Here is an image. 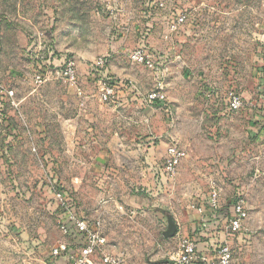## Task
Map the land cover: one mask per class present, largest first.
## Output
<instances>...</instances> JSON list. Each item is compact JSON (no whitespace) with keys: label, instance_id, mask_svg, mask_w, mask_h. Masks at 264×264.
I'll return each mask as SVG.
<instances>
[{"label":"rangeland","instance_id":"1","mask_svg":"<svg viewBox=\"0 0 264 264\" xmlns=\"http://www.w3.org/2000/svg\"><path fill=\"white\" fill-rule=\"evenodd\" d=\"M3 8L9 14L0 13V82L14 90L16 105L6 100L0 111L9 124L0 122V264H59L51 251L60 243L78 255L81 245L60 228L64 217L53 191L62 189L83 216L84 201L114 182L98 178L95 158L111 161L105 173L119 168L117 176L126 177V168L125 175L134 176L135 161L147 160L148 147L169 143L185 157L171 178L154 174L162 189L146 203L171 214L210 187L220 201L240 198L248 212L242 232L223 227L218 239L230 245L231 264H264V0H0ZM180 14L185 22L170 30ZM139 45L157 51L158 76L126 56ZM102 56L108 75L132 79L135 96L125 88L111 102L90 103L58 75L73 58L82 82ZM155 78L164 84L162 111L142 98ZM229 91L242 102L233 111ZM124 160L129 165L122 168ZM112 186L121 192L123 179ZM164 216H142L144 227L133 238L138 250L120 257L173 264L178 239L162 236ZM86 264H102L101 253Z\"/></svg>","mask_w":264,"mask_h":264},{"label":"crops","instance_id":"2","mask_svg":"<svg viewBox=\"0 0 264 264\" xmlns=\"http://www.w3.org/2000/svg\"><path fill=\"white\" fill-rule=\"evenodd\" d=\"M8 12V8H3V11L0 9V13L3 14L4 18L9 14ZM161 63L160 66H162ZM105 71L106 73L110 72L106 68ZM121 77L127 78L125 75H121ZM129 80L132 81V79ZM97 81L95 77L90 74L89 70L87 72V77L80 82L85 92V98L86 100H89L90 103L99 101L95 96ZM91 86L96 87L94 90H90ZM131 92L134 96L137 94L135 92L133 93V91ZM143 106L146 112L144 113V116L152 122L154 117L152 116L149 107L145 104H143ZM158 108L162 111L165 106H158ZM165 111L167 112V109H165ZM0 122L5 124L7 128L9 127V124L5 122L2 115H0ZM163 134H165V136L168 134L170 135L168 131ZM163 134H160L159 138H161ZM153 138H156L155 135ZM147 149L148 157L146 161H141L140 158L137 160L135 159V162L138 165L136 166L137 171L134 176L129 174L125 175L126 168L124 167L129 165V162L126 160L121 162V166L124 168L123 174L126 177H119L122 176L119 168L118 172L114 171L113 173H105L108 171L111 161H108L107 157L103 154L95 158L92 163L93 169L96 171L98 178L102 175L101 181L107 176L114 181L112 185H115V181L120 178L123 179L124 182V187L121 192H118L111 184H102L104 188L99 191V197L96 198L94 194L93 199L84 201L85 207L83 210V216L87 218L91 224H97V229H99V232L106 238V244L103 247V251L116 254L117 256H121L123 252L138 250L139 243L135 242L133 238L134 236L137 237L139 235V229L144 227L140 222L142 216H146L152 212L162 213L161 209L167 210L165 207L155 206L154 203H146V198L151 199L152 195H156V197L160 195L159 191L162 189V186L158 183V180L156 179L157 177L154 178V174L157 173L160 176L157 168L166 156V148L163 147V145L154 144ZM144 164L147 165L144 166ZM163 178L165 179V177H162L161 179ZM211 189L212 187L206 192L205 197H202L204 196L202 193L197 194V197L190 201L185 210H183L182 206L177 207L176 211L170 209L173 220L177 226L176 234L174 237L172 236V239L179 240L180 237L186 236V234H189V237L195 238L198 255L205 262L215 258L216 245L220 240L218 237H222L221 233L223 227L225 228L226 222L233 214V200L227 199V201H224L223 199L220 201V192L218 193V208L213 209L211 207ZM142 190L148 195H144L143 192H140ZM115 192L118 193L116 194ZM160 199H162L161 196ZM123 239L126 242L123 241ZM72 241L77 245H82V243L77 240L72 239ZM99 252L102 254V251L99 250ZM96 253L91 258H93ZM64 261L65 259L62 264H66V261Z\"/></svg>","mask_w":264,"mask_h":264},{"label":"built area","instance_id":"3","mask_svg":"<svg viewBox=\"0 0 264 264\" xmlns=\"http://www.w3.org/2000/svg\"><path fill=\"white\" fill-rule=\"evenodd\" d=\"M161 4V3H160ZM186 15L180 14L172 19L169 23V29L175 30L179 25L185 22ZM260 41L264 47V21L260 29ZM126 56L132 63L141 64L152 71L156 76L159 72V55L157 51H150L143 45H139L126 53ZM108 62L107 56H102L96 59L91 67L90 74L93 75L97 81V88L95 96L100 102H111L117 96L119 90L131 89L136 90L135 84L127 79L121 77H113L108 75L105 71ZM58 75L63 83L70 87L78 99L85 98V92L77 76L76 61L73 58H67L61 65ZM157 78H155L156 80ZM44 81L42 74L34 76V82L40 84ZM164 84L161 81H156V86L143 95V100L149 105L166 106V98L163 92ZM14 90L5 88L0 82V111H2L3 103L8 100L11 104L15 103ZM241 98L234 91L227 93L228 109L233 111L241 106ZM186 151L178 146L177 143H169L166 148V156L159 165L158 172L160 177L171 178L177 170L181 160L185 157ZM216 188L212 187L210 191V203L213 209L218 208V194ZM53 197L56 206L64 213V220L61 223V230L68 234V225L70 224L76 231L83 236L82 245L78 255L71 253L65 243L58 244L52 249L51 254L59 256L66 254L72 264H86L90 258L99 250L102 251V264H132L127 262L120 256L113 255L107 251H103L106 244V238L93 227L89 220L84 216L76 213L72 205V200L62 189H55ZM233 214L226 222V228L230 234L240 233L243 230L244 221L247 219L248 212L244 206L243 201L238 198L233 200ZM227 231V232H228ZM233 252L227 240L218 241L216 245V256L210 263L205 262L197 252V242L192 237H180L178 240V250L173 264H196L195 261H200L202 264H231Z\"/></svg>","mask_w":264,"mask_h":264},{"label":"water","instance_id":"4","mask_svg":"<svg viewBox=\"0 0 264 264\" xmlns=\"http://www.w3.org/2000/svg\"><path fill=\"white\" fill-rule=\"evenodd\" d=\"M161 212L164 213L166 221V228L162 231V236L164 238L172 237L177 231L175 221L173 220L172 215L166 209H161Z\"/></svg>","mask_w":264,"mask_h":264},{"label":"trees","instance_id":"5","mask_svg":"<svg viewBox=\"0 0 264 264\" xmlns=\"http://www.w3.org/2000/svg\"><path fill=\"white\" fill-rule=\"evenodd\" d=\"M57 208V207H56ZM58 209V208H57ZM58 211H59V213L64 217V213H63V211H60V209H58ZM65 218V217H64ZM63 218V219H64ZM68 230H69V235L71 236V238L72 239H74V240H77V241H79V242H81L82 243V241H83V236H82V234L80 233V232H78V231H76L70 224L68 225ZM58 259H59V263L60 264H62V262H63V260L65 259V261H66V264H68L70 261H69V259H68V257H67V255L66 254H61V255H59L58 256ZM64 261V262H65ZM196 262V264H202V262H200V261H195Z\"/></svg>","mask_w":264,"mask_h":264}]
</instances>
